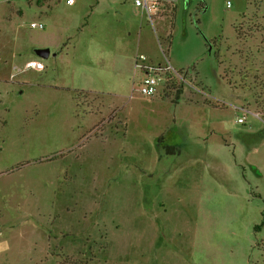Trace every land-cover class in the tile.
Instances as JSON below:
<instances>
[{
	"label": "rangeland",
	"instance_id": "374dc122",
	"mask_svg": "<svg viewBox=\"0 0 264 264\" xmlns=\"http://www.w3.org/2000/svg\"><path fill=\"white\" fill-rule=\"evenodd\" d=\"M0 264H264V0H0Z\"/></svg>",
	"mask_w": 264,
	"mask_h": 264
},
{
	"label": "built area",
	"instance_id": "2783aa9c",
	"mask_svg": "<svg viewBox=\"0 0 264 264\" xmlns=\"http://www.w3.org/2000/svg\"><path fill=\"white\" fill-rule=\"evenodd\" d=\"M132 4L139 8L142 14L146 15L148 19L164 11L168 6L173 5L176 0H129ZM66 4H72V0H66ZM30 29L41 30L42 25L39 23L31 22L29 24ZM165 64L152 66L146 63V59L142 55H138L133 60V65L143 73V77L138 84L140 94L144 96H152L156 92V88L160 85L166 77L177 78L183 80L180 74H174L171 66H169L166 57L163 55ZM24 70H32L35 72H41L43 65L39 61H28L23 65ZM237 122H242L241 119H237Z\"/></svg>",
	"mask_w": 264,
	"mask_h": 264
},
{
	"label": "trees",
	"instance_id": "16d2710c",
	"mask_svg": "<svg viewBox=\"0 0 264 264\" xmlns=\"http://www.w3.org/2000/svg\"><path fill=\"white\" fill-rule=\"evenodd\" d=\"M234 32H235V36L236 37H239V32H238V30L237 29H234ZM239 76L241 77V79H243L242 78V74H239ZM245 78V77H244ZM252 79H255L254 78V76H253V78ZM179 93H180V91L179 90H176V97L179 95ZM167 149V151L169 152V153H172V149L171 148H166ZM261 225V223L259 224V226ZM259 226L257 225V226H255L254 227V229L257 231L258 229H259Z\"/></svg>",
	"mask_w": 264,
	"mask_h": 264
},
{
	"label": "water",
	"instance_id": "95a60500",
	"mask_svg": "<svg viewBox=\"0 0 264 264\" xmlns=\"http://www.w3.org/2000/svg\"><path fill=\"white\" fill-rule=\"evenodd\" d=\"M35 54H36L38 57H40V58H42V57H46V56L48 55V50H47V49H37V50L35 51Z\"/></svg>",
	"mask_w": 264,
	"mask_h": 264
},
{
	"label": "crops",
	"instance_id": "0c3cea01",
	"mask_svg": "<svg viewBox=\"0 0 264 264\" xmlns=\"http://www.w3.org/2000/svg\"><path fill=\"white\" fill-rule=\"evenodd\" d=\"M35 51H36V50H35ZM35 51H34V52H35ZM34 61H36V60H34Z\"/></svg>",
	"mask_w": 264,
	"mask_h": 264
}]
</instances>
